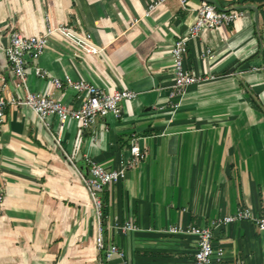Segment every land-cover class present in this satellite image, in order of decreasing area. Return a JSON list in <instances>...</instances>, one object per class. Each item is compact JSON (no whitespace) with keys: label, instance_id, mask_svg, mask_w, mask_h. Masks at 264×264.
<instances>
[{"label":"crops","instance_id":"0c3cea01","mask_svg":"<svg viewBox=\"0 0 264 264\" xmlns=\"http://www.w3.org/2000/svg\"><path fill=\"white\" fill-rule=\"evenodd\" d=\"M0 0V94L16 89L4 46L13 29L42 32L71 26L104 47L88 54L55 32L38 63L61 78L86 79L104 90L130 88L119 118L82 128L75 120L55 141L59 123L44 126L24 105L8 104L0 126V264H100L99 219L82 175L92 161L109 169L144 157L101 192L108 264H195L198 238L179 225L210 224L242 206L264 214V0ZM212 2L244 16L189 43L185 67L214 78L190 85L177 108L169 100L171 49L188 33L197 8ZM258 9V25L255 10ZM209 50V53H208ZM29 64L27 88L78 107L71 89L53 88ZM130 221L135 230H126ZM223 264H261L264 235L254 219L213 226ZM210 264H218L214 259Z\"/></svg>","mask_w":264,"mask_h":264},{"label":"built area","instance_id":"2783aa9c","mask_svg":"<svg viewBox=\"0 0 264 264\" xmlns=\"http://www.w3.org/2000/svg\"><path fill=\"white\" fill-rule=\"evenodd\" d=\"M167 0H155L149 3V14L157 6ZM189 0H180L183 8H187ZM242 9H222L212 2H204L197 8V17L188 27V33L181 35L173 44L171 56L173 61L172 73L173 81L169 86L168 97L174 108L179 107L188 86L213 79L214 74L195 73L185 67V57L188 53L189 43L196 38L204 29L218 30L223 25H230L244 16ZM55 32L60 33L75 45L80 47L85 53L96 54L104 51V47L94 44L90 33L76 31L71 26L59 25L50 26L42 32H26L23 29H13L11 31L10 42L5 45L6 53L16 89H25L24 94L10 95L7 93L8 83L3 82V93L0 94V126L5 121L6 107L8 104L24 105L28 107L46 127L51 126L50 117L58 118V133L54 137L60 144L63 137V130L69 120H75L82 128L93 126L99 118L112 116L119 118L122 115V103L126 100L135 99L138 93L130 88L115 89L107 91L97 84L86 79H74L70 75L61 78L43 68L38 60L45 52L49 37ZM209 53V50H208ZM33 64V72L36 76L44 78L47 74L51 76L50 82L53 88L68 89L76 92L80 99L78 107L70 106L52 94L43 92H31L27 88L29 64ZM131 160L126 165L119 168L109 169L104 165L92 161L89 166L88 175H82L87 187L90 199L94 204L99 219L98 233L96 235V246L100 251H104V259L100 264H108L111 257L120 253L119 247L115 243L106 245L102 227L103 200L100 192L109 184L119 181L126 175V169L139 162L144 157L140 145L134 142L131 147ZM3 194L0 189V204ZM254 219L257 221L259 229L264 235V214L259 215L252 207L242 206L230 215H225L214 219L210 224L171 227L170 230L179 233L192 234L197 236L198 244L194 253L195 264H210L214 259L218 264H223L224 250L216 247L213 242V226L232 223L237 220ZM126 230H135L136 226L130 221L125 224ZM261 264H264V260Z\"/></svg>","mask_w":264,"mask_h":264},{"label":"water","instance_id":"95a60500","mask_svg":"<svg viewBox=\"0 0 264 264\" xmlns=\"http://www.w3.org/2000/svg\"><path fill=\"white\" fill-rule=\"evenodd\" d=\"M254 10H255V21L258 25V9L256 7H254Z\"/></svg>","mask_w":264,"mask_h":264},{"label":"trees","instance_id":"16d2710c","mask_svg":"<svg viewBox=\"0 0 264 264\" xmlns=\"http://www.w3.org/2000/svg\"><path fill=\"white\" fill-rule=\"evenodd\" d=\"M105 215H106V211H105L104 206H103V219H104ZM103 219H102V222H103Z\"/></svg>","mask_w":264,"mask_h":264}]
</instances>
